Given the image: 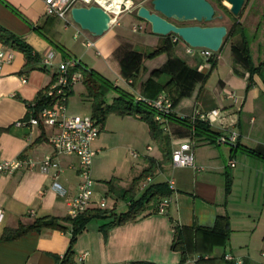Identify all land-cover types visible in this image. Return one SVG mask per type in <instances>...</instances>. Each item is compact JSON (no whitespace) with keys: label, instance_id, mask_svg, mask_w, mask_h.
Returning <instances> with one entry per match:
<instances>
[{"label":"crops","instance_id":"crops-1","mask_svg":"<svg viewBox=\"0 0 264 264\" xmlns=\"http://www.w3.org/2000/svg\"><path fill=\"white\" fill-rule=\"evenodd\" d=\"M146 1L133 0L134 8L147 6ZM134 10L124 14L136 16ZM254 12H258L259 17L251 16ZM251 17L253 20H249ZM241 18L251 24L241 23ZM240 19L238 23L245 27L246 33L249 29L252 38L255 37V43H250L252 63L261 64L259 71L252 75V85L247 87L248 71L232 53L231 47L240 45V38L235 36L226 40L216 53L215 66L207 80L203 84L195 82L190 94L172 105L175 116L184 118L192 117L198 111L219 108V121L211 128L223 135L236 132V143L212 144L202 137L192 136L191 130L182 123L162 117L158 121L163 128L162 134L169 139V148L172 150L179 142L188 141L197 169L174 167L161 151L156 156H149L132 149L143 148L144 142L152 137L146 122L132 115L109 114L103 124H99L98 135L91 143L95 153L90 164L93 195L89 209H110L119 214L126 211L130 199L137 198L142 190L139 186L133 193L125 190L132 178L143 171H149L140 181L146 187L163 182L168 184L169 180H172L173 187L168 185L169 195L161 197V200H167L161 214L157 209L148 208L144 216L120 226L108 227L104 232L100 226L111 218L91 219L72 246L74 261L78 264H129L133 261L230 264L223 260L226 253L240 258L242 264H264L251 256L255 255L251 252V245L260 236L264 237L261 228L264 158L244 150L245 147L264 153V0H245ZM66 23L45 16L42 0H0V27L23 41L34 56L33 61L27 62L20 51L0 42V52L13 54L12 61L0 68V159L9 161L25 156L36 163L33 168L20 167L10 174L0 172V235L5 227L12 229L20 223L29 224L34 218L68 215L69 202L75 196L80 181L79 158L72 154H54L47 138L56 129L45 124L28 126L27 119L31 113L30 105L43 95L53 80L57 64L74 58L83 65L75 54L79 39L86 51H93L94 56L102 60L101 69L100 66L90 69L105 78H109L110 73L119 75L123 82L121 88L134 97H152L153 91L145 89V80L150 71L163 67L170 57L180 58L201 72L210 69L207 59L197 52L186 54V44L182 41L174 43L172 37L169 38L173 44L169 52L160 53L153 59H143L145 57L138 54L139 45L145 51L155 50L166 41L165 37L152 34L144 21L129 26L132 33L142 32L144 36L148 35L147 39L150 37L149 40L143 38L139 44L126 38L122 23L109 25L100 37L80 29L71 18ZM50 41L62 46L69 56L64 57ZM86 41L93 46L86 48ZM49 52L54 55L53 67H44L41 60ZM186 56H191V59H186ZM125 57L129 58L128 67L123 64ZM23 76L25 82L21 81ZM167 79L168 75H162L158 81L162 84ZM117 80L115 78L113 82L118 84ZM113 96L116 95L111 98ZM79 111L85 113L86 110ZM18 121L26 123L16 125ZM112 139L114 143L110 144ZM144 149L152 151L149 144ZM110 153H116V158L108 159ZM46 155H52L56 167L43 171L37 163ZM229 161H234V165L230 166ZM158 176L164 178L159 181ZM54 181L60 185L62 194L52 187ZM101 197L105 198L104 207L98 205ZM220 214L229 217L230 233L225 243L219 240L214 243L205 233H198L193 241L198 248H191L190 255L181 262L180 252L170 248L173 227L184 226L188 230L196 225L210 227L216 215ZM69 232L68 225L66 231L32 230L12 241L2 240L0 236V264H54V256H61L67 250ZM200 254L203 258L197 261ZM260 255H264L263 252Z\"/></svg>","mask_w":264,"mask_h":264},{"label":"trees","instance_id":"trees-1","mask_svg":"<svg viewBox=\"0 0 264 264\" xmlns=\"http://www.w3.org/2000/svg\"><path fill=\"white\" fill-rule=\"evenodd\" d=\"M208 1L212 5L214 4L213 6L217 7L221 11L228 12L227 9L221 5V0ZM238 22L239 19L235 18L233 26L229 30L227 29V34L226 36H224L225 38L223 40V43L231 37L237 36L240 38V45L237 47L232 46L231 50L234 57L236 58V61L242 63L248 71L249 75L247 76V87H249L253 83L252 75L259 71L261 64L254 65V63H252L253 60L250 51V42L248 40L245 27ZM37 30L38 33H40L42 36L44 35L41 32L40 28H37ZM170 37H172V35H169L168 37L166 36V41L160 46L156 47L155 50L153 49L151 53H148L147 57L151 58L157 54L159 55L160 53L169 52L171 45H173L169 39ZM0 42L4 45H10L12 49L18 50V52L20 51L24 55V58H26L27 62L34 60V56L32 55L30 48L23 41L16 38L14 35L6 31L2 27H0ZM50 42L55 49L63 53L64 57L69 56V54L58 43L52 41ZM208 61L210 63V69L206 72H201L196 68H192L186 65L185 61L170 57L165 65H163V67L153 70L145 80V89L153 91L152 97L147 95L141 96L146 98H154L158 95V93H163L166 94V96L170 97L171 103L172 105H174L180 98H184L185 96L190 94L189 92H191L193 84L195 82H200L201 84H203L207 80L210 72L215 66L214 63L216 62V59L214 57H210ZM77 69L82 71L81 83H83L85 87V93L83 97L91 102V117L96 120V123L103 124V121H105L106 117L111 113L122 116L132 115L138 119L143 120V122H146V124L148 125L150 132L149 135H151L153 139L157 140L162 156L171 161L169 139L162 134L163 128L161 126V123L159 121H156V112L153 108H151L146 102H142V100H138L133 95L128 94V92L124 91L117 85H113L107 78L103 77L93 69H86V67H83L80 62H78L77 64ZM162 75H168L169 79L161 84L158 79ZM109 88H113L116 94V96H113L110 101L105 98V94ZM70 92L71 89L68 94ZM43 97V95L38 97L35 104L36 109L46 103V100ZM164 117L182 123L184 126L188 127L191 130L192 136H198V138L202 137L204 140H207L212 144L213 142H216L219 135H221L220 132H217L216 130L211 128L208 123L199 119L197 120L196 117H177L175 116L173 111L164 115ZM244 150L252 153L253 155L255 154L264 158V153L260 151H257L255 149H247L245 147ZM147 173H149L148 170L143 171V173L140 175L134 176L129 188L125 191H131V193H133L134 189L140 185L141 179L146 178ZM107 183L110 184L111 181H107ZM169 192L170 190L168 189V184L166 182L160 184H151L148 185L146 189H142L141 194L137 198H131L128 203L129 205L127 210L120 212V214L115 213L110 209L105 210L101 208H87L75 218H70L68 215L66 217L43 216L34 218L29 224L24 225L20 223L16 228L10 229L9 227H5L0 236L2 240L12 241L13 239L20 238L21 236L25 235V233L32 230L39 232L41 229L49 228L51 230L57 229L66 231L69 225L70 240L69 244L67 245V250H65V252L61 256H54L53 262L54 264H78L76 261H74V250L72 246H74L78 235H80V232L86 228V224L91 219H107V217L111 218V220L108 221L107 224L104 223L100 226V229L102 230V232H104L108 227H113L116 225L120 226L127 221H134L139 216H144L146 214L145 211H147L148 208H151L153 211H155L157 209L158 202H160L161 200V197L168 196ZM152 200H155V202H153L155 203L154 206H152V203H150ZM229 227L230 223L227 214L216 215L214 223L210 227L201 228V226L196 225L192 226L191 228H189L190 230H188L184 226L175 225L172 229L173 237L172 241L170 242V248L175 252H180V261L184 262L190 255L191 248H198L197 244L193 242L194 237L198 233H205L211 238L212 242L214 243H217V240H219V242L221 243H225L228 234L230 233ZM198 256L199 259L197 261L203 258L202 254ZM223 260H225L224 255ZM227 263L231 264L232 262L228 261ZM129 264L159 263H148V261H133Z\"/></svg>","mask_w":264,"mask_h":264},{"label":"built area","instance_id":"built-area-1","mask_svg":"<svg viewBox=\"0 0 264 264\" xmlns=\"http://www.w3.org/2000/svg\"><path fill=\"white\" fill-rule=\"evenodd\" d=\"M44 5L45 16L55 17L62 20L65 25H67V20L70 19V11L74 7H85L95 6L101 8L110 18V25H118L119 18L122 14L127 12H132L134 10L133 0H42ZM136 30V27L133 28ZM174 43L181 41L180 38L172 36L171 38ZM86 48L92 47L93 44L89 41L85 43ZM186 54L192 55L198 53L205 59H210L214 57V52L208 51V49L203 48H191L188 45L185 47ZM53 53L49 52L41 60L44 67H53ZM12 52H0V68L4 64H9L12 61ZM78 61L76 59H66L60 64H57L55 69L54 78L49 83V85L44 89L43 98H45L46 103L35 108V103L30 105V116L27 119V125H38L45 124L48 126H53L56 131L49 136L48 141L53 146V152L56 155L67 154L76 155L79 158V183L78 189L75 196L69 202L68 216L70 218H75L79 216L83 211L89 208V204L92 200L93 195V179L90 177V167L92 163V158L95 153L91 147V143L96 138L99 132V123L91 116L85 115H68L65 111L66 101L68 92L75 82L81 80L82 75L79 70H77ZM21 81L25 82L26 78L21 77ZM231 97L234 95L231 94ZM136 99L146 102L151 108L156 112V121L160 120L164 115L171 113L173 107L171 106V100L164 96L158 95L157 98H146L141 95L136 96ZM192 117H196L197 120H202L208 123L211 127L217 124L220 118V109L212 108L208 110H202L196 112ZM26 122L18 121L16 125H22ZM238 134L231 131L228 135H219L216 142L234 143L237 140ZM188 141L179 142L177 146L173 147L171 150V164L174 167H193L197 169L194 164V154L192 148L190 147ZM149 149V147H147ZM38 167L47 171L50 167H56V162L53 160L52 155H46L38 163ZM229 165L233 166L234 161H229ZM36 163L25 156H20L16 159L6 160L0 159V172L12 173L15 169L20 167H30L33 168ZM55 175L54 178H56ZM168 185L173 187L172 180L168 181ZM52 187L57 191V193L62 194L63 190L60 185L54 181ZM146 184L140 183L139 190L145 189ZM166 199H162L158 202L157 211L160 214L164 211V207L167 205ZM105 198L101 197L99 201V206L104 207ZM1 217V214H0ZM224 259L232 262L233 264H242L240 258L229 255V253L223 254ZM82 258V257H81Z\"/></svg>","mask_w":264,"mask_h":264},{"label":"water","instance_id":"water-1","mask_svg":"<svg viewBox=\"0 0 264 264\" xmlns=\"http://www.w3.org/2000/svg\"><path fill=\"white\" fill-rule=\"evenodd\" d=\"M229 14L237 18L241 13L245 0H222ZM216 13L208 0H151L150 7L140 5L136 9V17L150 26L152 34L168 37L176 36L191 48H203L217 53L227 34L224 25L219 26H177L170 22H210ZM71 20L80 29L93 36L100 37L108 28L110 18L95 6L74 7L70 11ZM232 145L231 142H227Z\"/></svg>","mask_w":264,"mask_h":264},{"label":"rangeland","instance_id":"rangeland-1","mask_svg":"<svg viewBox=\"0 0 264 264\" xmlns=\"http://www.w3.org/2000/svg\"><path fill=\"white\" fill-rule=\"evenodd\" d=\"M150 1L151 0H147L145 2V5H147L148 7H150ZM222 1V0H221ZM214 5V4H213ZM138 6H136L134 9V12L133 13H136V9H137ZM215 10H216V13H215V16L214 18L210 21V22H200V23H197V22H183V23H179V22H176L174 20H170V22H172L173 24L177 25V26H190V25H204V26H219V25H224L228 30L233 26L234 24V21H235V17L232 16L231 14H229L228 12H226L225 14L220 10L218 9L217 7H215ZM241 13L239 14V16L237 17V19H240L241 17ZM251 16H254V17H259V13L258 12H254L251 14ZM245 18V17H244ZM244 18H241L240 19V22L241 23H244L246 22L248 25L251 24V22H248V21H244ZM249 20H253V17H251ZM142 20H140L139 18H137L136 16L134 15H127V14H124L120 17L119 19V23H122L125 27V36L126 38H129L130 40H132L133 42L135 43H138L139 42L141 43L142 39L145 38L147 39V36H144V34L141 32H138V33H132L130 31V27L132 23H137V22H140ZM253 22V21H252ZM146 23V22H145ZM249 28V27H248ZM247 34H248V37H249V41L250 43L254 42L255 43V37L252 38L251 34L249 33V29H247ZM150 39V37H148ZM147 39V40H149ZM80 40V39H79ZM77 41L76 43V56L77 58H80L82 63H83V67H86V69H90V68H96V66H100V69H101V64H102V60L100 59V57H96L94 56L93 54V51H86L85 48L82 46V44L80 43V41ZM172 46V45H171ZM143 48H141V46L139 45L138 46V52L140 51H143V52H139L138 54H141L143 57V59H153L155 57L158 56L155 55L153 57H147V54L148 53H151L153 51L154 48H150L149 50H142ZM165 53V52H164ZM216 53L214 54V57H215ZM82 57V58H81ZM180 59V58H179ZM186 59H191V56H186ZM129 58L128 57H125V61L123 62L124 66H127L129 65V63L127 64ZM182 60V59H181ZM197 69V68H196ZM79 70V69H77ZM81 72V75H82V71L79 70ZM107 72V71H105ZM152 72V71H150ZM109 78H107L109 80V82H111L113 85H117L118 87L121 88V86L123 85V82H121V77L118 75H113L112 73L108 74ZM117 76V77H116ZM115 78H117V82L118 84H116L115 82ZM83 93H85V87L83 85V83L81 82H76L72 87H71V92L69 93V95L67 96V101H66V109L65 111L67 112L68 115H80V116H85V115H88L90 114V108H91V105H90V102L88 103L87 100H82V96L84 95ZM112 95H116L115 94V91L113 88H109L105 94V98L109 101V99L111 98ZM79 109L81 110H86L85 113H82L79 111ZM110 144L114 143V140L112 139L110 142ZM145 145H143L144 147L143 148H140V149H136L137 147H133L132 149H135L136 151L138 150L139 154L142 155L145 153L148 154L149 156H156L159 154L160 150H159V145L157 143V140L153 139L152 137L149 138V140L145 141L144 142ZM146 144H149L151 146V149L152 151L150 152H146L145 151V146ZM116 153H110L108 155V159L112 160V159H115L116 158ZM130 158V157H128ZM164 177L163 176H158V180L160 181L161 179H163ZM111 197V196H110ZM155 200H152L150 203H152V206L155 205ZM120 203H123L122 200H120ZM263 221H262V230L264 232V209H263ZM251 252L255 255H251L253 256L254 258H256L257 260H260V261H263L264 262V255H260L261 252H263L264 254V237L260 236L258 238V240L255 241V244L252 246L251 245Z\"/></svg>","mask_w":264,"mask_h":264},{"label":"flooded vegetation","instance_id":"flooded-vegetation-1","mask_svg":"<svg viewBox=\"0 0 264 264\" xmlns=\"http://www.w3.org/2000/svg\"><path fill=\"white\" fill-rule=\"evenodd\" d=\"M215 8V7H214ZM223 12V11H222ZM225 14V12H223ZM215 16V15H214Z\"/></svg>","mask_w":264,"mask_h":264}]
</instances>
